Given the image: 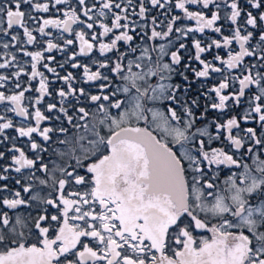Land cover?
I'll return each mask as SVG.
<instances>
[{"label": "snow or ice", "instance_id": "obj_1", "mask_svg": "<svg viewBox=\"0 0 264 264\" xmlns=\"http://www.w3.org/2000/svg\"><path fill=\"white\" fill-rule=\"evenodd\" d=\"M0 37V264H264V0H0Z\"/></svg>", "mask_w": 264, "mask_h": 264}, {"label": "trees", "instance_id": "obj_2", "mask_svg": "<svg viewBox=\"0 0 264 264\" xmlns=\"http://www.w3.org/2000/svg\"><path fill=\"white\" fill-rule=\"evenodd\" d=\"M193 10H195L194 7H193ZM175 14H181V15H182V13H179L178 10H177V12H176ZM184 22H185V21H184ZM184 22H183V23H184ZM27 23H28V26H29L30 29H32V28L38 26V25H36V24H35L34 22H32V21H28ZM219 23H220V24H223L224 22H223V21H220ZM228 27H229L228 25H225V27L222 29L225 35H230V33H229V31H228ZM33 34L37 36L38 40H40V37H39V35H38L37 32H33ZM206 35H207V36H210V37H213V38H218V37H216V34H215V33H206ZM4 39H5L4 37H0V40H4ZM207 42H208V41L205 40V43H207ZM30 46H31V45H30ZM44 46H45L44 44H38V45H32V47H29V46H26V47H27V50L36 51V50H42ZM189 46H190V45H189ZM234 46H235V45H234ZM17 47H18V46H17ZM69 50L71 51V49H69ZM3 51H4V50H3ZM3 51H2V52H3ZM11 51H12V52H16V49H11ZM193 51H194V50H193ZM214 51H219V53H220L222 56H225V52H224L223 49H220V50H214ZM16 54H17L18 58L20 59L22 55H20L19 52H16ZM45 55H54V56H56L57 61H61V62H62L63 59H64V56H63L62 54H60V53H58V52H55V51H54L53 53H51V54H49V53H45ZM96 55H98V53H97ZM206 58H207V59H211V58H212V54H206ZM225 58H226V56H225ZM25 61H30V57H25ZM52 63H53V66L56 65V61H53ZM66 67H67V66H66ZM26 70L30 72V71H31L30 66L27 67ZM41 70H42V71H45V74H46L47 76H49V79H52V78H53V77H52V74L47 73V71H46L45 69H43L42 67H41ZM67 70H68V71H73L74 73H79V71H80V70H73V69H71L70 67H67ZM93 70H95V69H93ZM58 71H60L61 74H66L65 71L62 70V69H59V68H58ZM1 72H5V70H1ZM214 75H218V74H214ZM26 79H27V77H26ZM60 86H62V82H57L56 84H53V85H52L53 88H59ZM78 86H79V85H78ZM34 95H35V93H26V96H34ZM46 102H47V98H46ZM26 103H27V101H26ZM40 107H41V109L43 110V105H41ZM0 108H3V106L0 105ZM30 111H32L31 107H30ZM212 115H215V113H212ZM8 116H9V115H8ZM9 117H10V116H9ZM11 117L14 119V123H20V122H19V119L14 118V116H11ZM33 123H34V122H33ZM52 123L54 124L55 122L53 121ZM44 126H50V125H49V123L47 122V125H42L41 127H44ZM8 132H9V135H16V133L14 132V130H8ZM34 138L37 139V140L39 141V137H35V136H34ZM53 139L55 140V137H54ZM26 140H27V138H20V139L17 141V146H20V147L24 148V147H25ZM50 143L52 144V147H57V145H56L55 143H52V142H50ZM8 146H10V145H8ZM214 146H215V145H214ZM5 150H6V149H5L4 147L0 146V151H5ZM28 155L31 157L33 154H32L31 152H29ZM50 155H51V151H50L49 153L45 154V158L47 159ZM10 156H11V153H7V154H6L5 161H0V164L10 163V162H11V161H10ZM52 158L54 159L55 157H52ZM13 175H15V174L13 173ZM0 183H2V182H0ZM13 187H14V185H13ZM50 211H51V212H55L56 210H55V209H50Z\"/></svg>", "mask_w": 264, "mask_h": 264}, {"label": "rangeland", "instance_id": "obj_3", "mask_svg": "<svg viewBox=\"0 0 264 264\" xmlns=\"http://www.w3.org/2000/svg\"><path fill=\"white\" fill-rule=\"evenodd\" d=\"M40 15H44L45 16V18H47V14H40ZM185 24H187L188 26H195V24H194V22L193 21H185L184 22ZM74 28L75 27H77V26H73ZM49 31H52L53 32V37H51L53 40H54V42H60V43H62V41H56L55 40V36L57 35V32H56V30H54V29H49ZM21 34V36H23L22 35V33H20ZM38 35H39V33H38ZM64 36L65 37H67V38H74V37H70L68 34H66V33H64ZM40 37V36H39ZM41 39H47V38H41L40 37V40ZM29 47H32V45L31 46H29ZM2 51H3V49H0V53H2ZM28 51H31V50H28ZM22 57H23V55H22ZM22 60H24L25 61V59H24V57H23V59ZM21 61V60H20ZM0 62H2V61H0ZM23 62V61H22ZM21 62V63H22ZM0 72H1V70H0ZM141 126H143V125H141ZM154 135H157L158 137L161 135L159 132H154Z\"/></svg>", "mask_w": 264, "mask_h": 264}, {"label": "flooded vegetation", "instance_id": "obj_4", "mask_svg": "<svg viewBox=\"0 0 264 264\" xmlns=\"http://www.w3.org/2000/svg\"><path fill=\"white\" fill-rule=\"evenodd\" d=\"M14 31H17V30H14ZM20 33H22V35H23V32H22V29H19L18 30ZM67 34V33H66ZM21 35V34H20ZM5 38V37H4ZM5 39H8V38H5ZM21 39L23 40L24 38H23V36H21ZM18 47H19V45H18ZM20 55H22V53H19ZM23 59V57L21 56V58H20V60H21V62L22 63H24V60H22ZM24 59H25V57H24ZM5 72H7V70H5ZM21 79L22 80H26V77H21ZM84 87H87V85H84ZM93 91H95V89H92ZM26 95V94H25ZM27 97V96H26ZM25 103H26V101H25ZM7 115H9L10 117L11 116H14V114H12V113H8ZM14 118H17V119H19V122H21V118L20 117H14ZM42 125H47V122H43L42 124H41V126Z\"/></svg>", "mask_w": 264, "mask_h": 264}]
</instances>
